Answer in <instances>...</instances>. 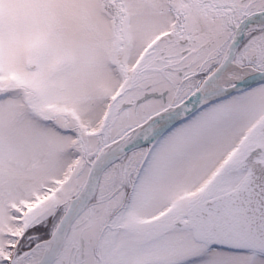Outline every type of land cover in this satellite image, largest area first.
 I'll list each match as a JSON object with an SVG mask.
<instances>
[{"label": "snow or ice", "instance_id": "snow-or-ice-1", "mask_svg": "<svg viewBox=\"0 0 264 264\" xmlns=\"http://www.w3.org/2000/svg\"><path fill=\"white\" fill-rule=\"evenodd\" d=\"M0 264H264V0H0Z\"/></svg>", "mask_w": 264, "mask_h": 264}]
</instances>
